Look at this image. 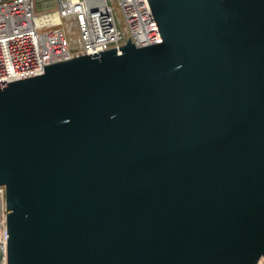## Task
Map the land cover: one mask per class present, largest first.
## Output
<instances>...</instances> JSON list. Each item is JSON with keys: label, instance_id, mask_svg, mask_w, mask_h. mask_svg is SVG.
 <instances>
[{"label": "water", "instance_id": "1", "mask_svg": "<svg viewBox=\"0 0 264 264\" xmlns=\"http://www.w3.org/2000/svg\"><path fill=\"white\" fill-rule=\"evenodd\" d=\"M162 41L0 83V264L264 257V0H148Z\"/></svg>", "mask_w": 264, "mask_h": 264}, {"label": "built area", "instance_id": "2", "mask_svg": "<svg viewBox=\"0 0 264 264\" xmlns=\"http://www.w3.org/2000/svg\"><path fill=\"white\" fill-rule=\"evenodd\" d=\"M162 41L148 0H0V83L43 65L124 45ZM0 185V240L5 241ZM256 264H264L261 257Z\"/></svg>", "mask_w": 264, "mask_h": 264}, {"label": "rangeland", "instance_id": "3", "mask_svg": "<svg viewBox=\"0 0 264 264\" xmlns=\"http://www.w3.org/2000/svg\"><path fill=\"white\" fill-rule=\"evenodd\" d=\"M5 227V221H4V226H3V228ZM3 233H4V229L2 230V227L0 228V236L1 235H3Z\"/></svg>", "mask_w": 264, "mask_h": 264}]
</instances>
